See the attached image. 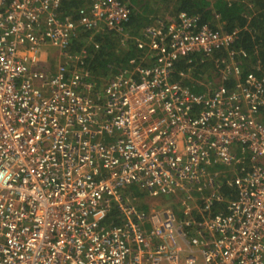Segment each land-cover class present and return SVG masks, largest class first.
<instances>
[{
    "label": "built area",
    "instance_id": "2783aa9c",
    "mask_svg": "<svg viewBox=\"0 0 264 264\" xmlns=\"http://www.w3.org/2000/svg\"><path fill=\"white\" fill-rule=\"evenodd\" d=\"M60 4L0 0V264H264V76L202 94L171 79L178 58H232L238 30L164 16L135 38L140 62L98 90L71 40L106 27L124 42L130 9L90 0L71 20ZM161 196L179 206L147 201Z\"/></svg>",
    "mask_w": 264,
    "mask_h": 264
},
{
    "label": "trees",
    "instance_id": "16d2710c",
    "mask_svg": "<svg viewBox=\"0 0 264 264\" xmlns=\"http://www.w3.org/2000/svg\"><path fill=\"white\" fill-rule=\"evenodd\" d=\"M59 15L61 18L78 19V10L89 5L90 0H60ZM130 9L129 20L124 24L128 38L122 42L121 37L106 27L99 30H82L72 38L69 51L81 54V69L93 82L96 88L103 87L121 69L136 65L144 56V47L135 40L141 35L145 26L153 24L164 14L175 17L183 12L189 16H197L199 24H207L212 29L231 33L237 29V37L229 47L234 54L229 56V49H214L210 54L196 53L188 57L178 58L172 68L171 79L181 85L188 86L197 94L205 91V84L211 85L215 73L217 85L223 84L232 89L237 80L249 85L250 78L264 76V0H121ZM144 39V38H142ZM224 60V62H223ZM145 63H148L146 60ZM238 68V78L230 72L226 78H221L224 65ZM53 68V67H52ZM222 68V69H221ZM205 81V84H204ZM216 85V86H217ZM213 86V85H211ZM238 155L239 151L236 150ZM248 154L245 153L243 162L248 166ZM135 197L134 203L143 210L146 206L139 201L145 191L137 186L124 189ZM222 193L228 198L236 193L232 187L223 186ZM179 206V204H175ZM181 208V207H179ZM225 209L224 202H215L213 211ZM181 214L180 210H178ZM195 215V213H194ZM122 216L113 206L107 214V224H120Z\"/></svg>",
    "mask_w": 264,
    "mask_h": 264
},
{
    "label": "rangeland",
    "instance_id": "374dc122",
    "mask_svg": "<svg viewBox=\"0 0 264 264\" xmlns=\"http://www.w3.org/2000/svg\"><path fill=\"white\" fill-rule=\"evenodd\" d=\"M58 52L54 49H51V48H48L47 51L44 53V57L46 59V63H47V67H54L55 64L57 63L58 61ZM222 69V68H221ZM212 78L213 79H210L208 82L211 81V85L209 84H205V81H204V84H205V91L207 90V92H211L213 89H215V87H217L218 85L216 84V82L218 81L217 79V76L215 75V73L212 75ZM217 85V86H216ZM160 201H158L157 199H150L149 197L147 198V201L150 205H174V204H177L179 202L178 198L175 199V198H172V197H166V196H161L158 198ZM142 200H140V202L142 203ZM142 204H146V201L144 199L143 203Z\"/></svg>",
    "mask_w": 264,
    "mask_h": 264
},
{
    "label": "crops",
    "instance_id": "0c3cea01",
    "mask_svg": "<svg viewBox=\"0 0 264 264\" xmlns=\"http://www.w3.org/2000/svg\"><path fill=\"white\" fill-rule=\"evenodd\" d=\"M164 15H165V16H168V13H165Z\"/></svg>",
    "mask_w": 264,
    "mask_h": 264
},
{
    "label": "clouds",
    "instance_id": "9594fccd",
    "mask_svg": "<svg viewBox=\"0 0 264 264\" xmlns=\"http://www.w3.org/2000/svg\"><path fill=\"white\" fill-rule=\"evenodd\" d=\"M97 89H98V90H99V89H102V87H101V88H97Z\"/></svg>",
    "mask_w": 264,
    "mask_h": 264
}]
</instances>
